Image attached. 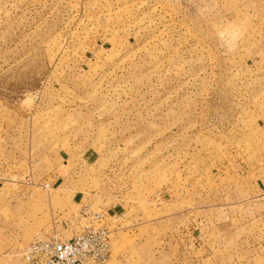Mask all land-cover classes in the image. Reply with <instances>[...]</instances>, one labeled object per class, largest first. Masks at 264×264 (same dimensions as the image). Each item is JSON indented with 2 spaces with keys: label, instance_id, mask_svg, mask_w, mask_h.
I'll return each mask as SVG.
<instances>
[{
  "label": "rangeland",
  "instance_id": "1",
  "mask_svg": "<svg viewBox=\"0 0 264 264\" xmlns=\"http://www.w3.org/2000/svg\"><path fill=\"white\" fill-rule=\"evenodd\" d=\"M96 214L106 264H264V0H0V264Z\"/></svg>",
  "mask_w": 264,
  "mask_h": 264
},
{
  "label": "built area",
  "instance_id": "2",
  "mask_svg": "<svg viewBox=\"0 0 264 264\" xmlns=\"http://www.w3.org/2000/svg\"><path fill=\"white\" fill-rule=\"evenodd\" d=\"M48 188V185L44 186ZM96 214L70 239L57 233L32 240L21 252L23 264H106L111 256L110 231Z\"/></svg>",
  "mask_w": 264,
  "mask_h": 264
}]
</instances>
